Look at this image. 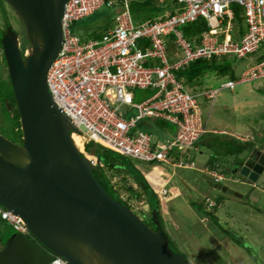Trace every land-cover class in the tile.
<instances>
[{
    "label": "water",
    "instance_id": "95a60500",
    "mask_svg": "<svg viewBox=\"0 0 264 264\" xmlns=\"http://www.w3.org/2000/svg\"><path fill=\"white\" fill-rule=\"evenodd\" d=\"M5 1L24 30L25 48L12 23L2 39L23 143L0 133V205L20 217L29 234L15 232L6 239L0 264H46L56 255L69 264H191L173 248L158 209L152 226L114 198L94 173L100 163L96 147L86 154L83 143L79 148L72 138L76 128L48 83L64 41L68 0ZM241 161L239 174L258 181L263 160L252 154ZM210 185L243 196L228 185Z\"/></svg>",
    "mask_w": 264,
    "mask_h": 264
},
{
    "label": "built area",
    "instance_id": "2783aa9c",
    "mask_svg": "<svg viewBox=\"0 0 264 264\" xmlns=\"http://www.w3.org/2000/svg\"><path fill=\"white\" fill-rule=\"evenodd\" d=\"M120 1L68 0L64 41L48 70L49 87L74 124L71 135L81 138L83 150L85 143L92 141L138 159L171 162L173 150L197 149L195 142L208 131L202 100L213 103L223 88L264 79V0H176L174 12L138 22L129 1ZM121 3L125 8L114 15L99 37L84 40L72 32L74 22L105 4L113 7ZM234 6L241 8L242 27ZM199 18H204L210 29L203 32L200 44H193L181 27ZM226 54L242 60L263 58L244 68L238 80L227 79L219 87L189 89L176 75L193 60ZM138 90L152 93L136 101ZM153 118L174 125L170 141L157 145V139L140 128L145 119ZM0 215L17 231L28 232L22 219L8 209L0 207ZM46 264L69 263L55 256Z\"/></svg>",
    "mask_w": 264,
    "mask_h": 264
},
{
    "label": "rangeland",
    "instance_id": "374dc122",
    "mask_svg": "<svg viewBox=\"0 0 264 264\" xmlns=\"http://www.w3.org/2000/svg\"><path fill=\"white\" fill-rule=\"evenodd\" d=\"M1 5L0 0V28L6 27L7 13L9 22L19 32L22 46L25 48L24 30L17 14L9 4H6L4 13ZM123 8L125 7L121 5L111 7L105 4L94 13L74 22L71 30L79 36H91L102 31L110 22L112 24L114 15L120 13ZM173 49L182 55L180 49L174 47ZM227 59L233 63L236 72L256 62L255 57L238 60L234 54H229ZM229 76L230 73L220 76L215 71H206L197 84L219 87L229 79ZM137 92L140 97L136 101H141L152 93L144 90ZM201 104L203 120L210 133L219 130L223 139H227L229 136L224 133L226 130L228 134H233L242 140H254L258 136L264 139V79L242 82L234 89L223 88L213 103L202 100ZM140 128L155 133L164 142L174 137V132L169 131L174 130L173 124L168 123L165 126L155 118L145 119ZM164 129L169 133L163 132ZM210 139L211 134H206L202 140ZM199 147L200 150L193 148L190 152L176 150L173 153L176 162L193 161L194 168L137 160L132 162L137 167V172L145 175L156 193L154 198L160 203L159 218L167 236L191 264H264V173L258 180L256 188L244 176L235 174L234 162L238 161L236 159L240 154L222 155V164L230 171L225 174L226 178L221 183L234 188L244 198L214 189L208 179L211 176L204 171L212 151L206 145ZM255 152H257L255 148L254 150L248 148L241 153V156L250 158ZM259 153L260 151L257 154ZM261 156L264 157V153ZM227 175L247 182L227 179ZM115 179L120 181L122 174L117 175ZM130 182L140 190L133 179H130ZM163 188L169 190L166 198L160 197ZM221 197H224V200L219 204L218 200ZM206 198L216 203L214 209L213 206L211 209L218 219L217 224L213 221L212 224H207L209 227H204V223H200L196 212L198 208L191 206L192 200L200 204L205 203ZM240 199L244 201L241 202ZM132 203L137 214L148 215L145 198L133 199ZM148 220L153 226L152 220ZM11 230L13 228L7 222L0 220V232L4 231L5 239L11 235H6Z\"/></svg>",
    "mask_w": 264,
    "mask_h": 264
},
{
    "label": "trees",
    "instance_id": "16d2710c",
    "mask_svg": "<svg viewBox=\"0 0 264 264\" xmlns=\"http://www.w3.org/2000/svg\"><path fill=\"white\" fill-rule=\"evenodd\" d=\"M2 5L1 8L5 13V6L8 4L5 0H1ZM120 2H123L121 0ZM122 4V3H121ZM130 10L132 16L136 22L146 20V19H154L159 16H164L168 11L174 12L177 6L176 0H129ZM121 6L124 7L122 4ZM236 10V21L239 22V26L242 27V17L240 15L241 8L238 6H234ZM124 9V8H123ZM7 15V13H6ZM6 17V26L10 23L7 16ZM81 20V19H80ZM79 21V20H78ZM107 27V26H106ZM210 26L208 22L204 18H199L198 20L187 23L181 27V30L186 38H188L193 44H200L202 40V34L204 31H208ZM6 33V27L0 28V133L7 136L11 140L22 144L23 143V131L20 121V115L18 112V103L17 98L15 96L13 84L11 81L8 63L6 57L4 55L2 39ZM100 32H96L91 36H81L82 39H88L89 37H99ZM173 36H171L172 38ZM171 46H173L171 44ZM226 55L221 56H213L211 59L200 58L197 60L191 61L187 66L182 67L181 69L176 71V75L179 79H183L185 85L189 89H194L196 87H203L197 82L201 79L202 75L206 71H215L220 76H225L230 73L229 79L238 80L242 70L239 72L235 71L233 67V63L227 59ZM264 57V56H263ZM262 57V58H263ZM261 57L256 58L255 60H261ZM238 60H240L238 58ZM146 64L152 65L154 62L146 61ZM150 93V91H149ZM139 98V97H137ZM205 122V121H204ZM206 126V123H205ZM227 139H223L220 135V132L207 131L204 133L199 139L195 142V145L204 146L206 145L211 151L212 154L210 158L206 162L207 169L220 170L221 173L227 174L230 170L225 168L222 164L221 156L222 155H238L246 149L251 148L254 149L256 147L264 148V139H260L261 137H257L254 140H242L233 134H228ZM206 134H211L210 140H202ZM231 137V138H230ZM74 140L79 146L82 148V141L79 137L74 136ZM96 147L95 155L99 158L100 163L96 165L94 169L95 175L99 178L105 189L116 199L122 201L126 205H128L131 209H134V204L132 203L133 199L142 200L145 198L147 201L148 207V215H140L149 224V220H152L153 223V209H158L159 216V201L155 200L156 193L150 186L149 182L145 178L143 173L137 172V167L132 163L133 160L148 162V163H165V161H147L138 159L132 156L123 155L116 150L111 148L104 147L102 145H96L94 142L86 143V152L91 153L92 150ZM200 148V147H199ZM193 149V148H192ZM181 150V149H180ZM175 151L173 150L172 153ZM241 160V159H240ZM175 161V160H174ZM242 162V161H241ZM181 167V166H178ZM219 171V172H220ZM109 173H112L110 175ZM122 174V179L120 181H116V176ZM231 175V174H230ZM130 179H133L136 182L140 190L135 187L130 182ZM167 194H169L168 188ZM224 197H221L218 200V203H222ZM207 198L205 203H197L195 200L191 201V205L198 208L199 211L207 214L211 218L213 222L218 223V219L216 214L213 213L214 210H209L207 207ZM4 207V206H3ZM0 220L7 222L13 230L9 234H12L14 231H17L15 226L11 224L8 220L3 219L0 215ZM160 221V218H159ZM161 223V221H160ZM162 226V224H161ZM163 227V226H162ZM164 229V228H163ZM4 231L0 232V250L2 249L5 243V235ZM5 237V238H4ZM2 243V244H1ZM173 248L180 252L176 246L171 242ZM183 254V253H182ZM184 255V254H183ZM185 256V255H184ZM186 257V256H185Z\"/></svg>",
    "mask_w": 264,
    "mask_h": 264
},
{
    "label": "clouds",
    "instance_id": "9594fccd",
    "mask_svg": "<svg viewBox=\"0 0 264 264\" xmlns=\"http://www.w3.org/2000/svg\"><path fill=\"white\" fill-rule=\"evenodd\" d=\"M105 29V28H104ZM103 29V30H104ZM143 123V122H142ZM141 123V124H142ZM165 126L166 125H168V123H164V122H162ZM141 124H140V127H141ZM174 126V125H173ZM169 131H173L174 132V134H175V129L174 130H169ZM163 132H166V133H169L166 129H164L163 130ZM150 134H152L156 139H157V145H161V144H164V143H166V142H168V141H170L171 139H168L167 141H165L164 142V140L163 139H161V137L160 136H157L155 133H153V132H149ZM72 134V133H71ZM73 138V137H72ZM74 139V138H73ZM92 142V141H91ZM86 143H88V142H86ZM86 143H85V145H84V153H86V154H89V153H87L86 152ZM95 143V142H94ZM96 144V143H95ZM96 145H99V144H96ZM101 145V144H100ZM103 146V145H102ZM198 147V146H197ZM197 149H199V147L197 148ZM174 151H176V150H174ZM185 151H188V152H190L191 151V149H189V150H185ZM260 152H262V153H264L263 152V150H259ZM173 152V151H172ZM171 152V157H172V161L171 162H167L168 164H172V165H174V166H183V167H188V168H194L195 167V163L192 161V162H176V161H174V156H173V153ZM240 155H241V153H240ZM246 155V154H245ZM242 157V156H241ZM245 157H242L241 159H244ZM94 161H95V158H92ZM240 163H241V160L239 161ZM207 174H209L211 177L209 178V180L210 181H213L214 183H221L225 178H226V175H225V173L223 174V173H221L220 172V174L218 173V170L216 171V170H210V169H207L206 168V170H204ZM235 174H236V172H235ZM220 176H221V178H220ZM234 177V176H233ZM232 176H230V175H227V179H232L233 181H235L236 179H238V178H233ZM240 179V178H239ZM260 179V177L258 178V180ZM250 183H252V185L253 186H256V188H257V186H258V181H256V182H253V181H250ZM221 184H223V183H221ZM211 187H213L212 185H211ZM166 189L165 188H163L162 189V192H161V196L160 197H162V198H166L167 197V193L166 194H164V191H165ZM166 192H167V190H166ZM243 197V196H242ZM207 207H208V209L209 210H212L211 209V207L213 206V209H214V207H215V205H216V203L214 202V201H211L209 198H207ZM0 207L1 208H4V209H6L5 207H3L2 205H0ZM134 212H135V210L134 209H132ZM136 213V212H135ZM139 215V214H138ZM140 216V215H139ZM141 217V216H140ZM142 218V217H141ZM143 219V218H142ZM144 220V219H143ZM16 232H21V231H16ZM24 233V232H23ZM27 234H29V232H26ZM56 256H59V255H56Z\"/></svg>",
    "mask_w": 264,
    "mask_h": 264
},
{
    "label": "crops",
    "instance_id": "0c3cea01",
    "mask_svg": "<svg viewBox=\"0 0 264 264\" xmlns=\"http://www.w3.org/2000/svg\"><path fill=\"white\" fill-rule=\"evenodd\" d=\"M110 22V21H109ZM111 25V22L110 24L107 25V27ZM214 132H220L219 130H214ZM224 132L227 133V131L225 130ZM200 150V148L198 149ZM242 198V197H241ZM244 198V197H243ZM239 201L243 202L244 200L243 199H240ZM193 208L196 209V207H194L193 205H191ZM196 212H198V215H199V219H200V223H204V227L208 226L207 224L211 223L212 224V220L209 216H207V214L205 215V213L199 211L198 209H196ZM209 227V226H208Z\"/></svg>",
    "mask_w": 264,
    "mask_h": 264
},
{
    "label": "flooded vegetation",
    "instance_id": "af4514ba",
    "mask_svg": "<svg viewBox=\"0 0 264 264\" xmlns=\"http://www.w3.org/2000/svg\"><path fill=\"white\" fill-rule=\"evenodd\" d=\"M7 23V22H6ZM255 149L257 150V152H255L254 153V157H256V158H258V159H262L263 160V163H264V157H262L261 156V152L259 153V154H257L259 151L258 150H263V149H261V147L259 148V147H256L255 146ZM254 150V149H253ZM242 157H241V155L240 156H237V159L236 160H238V161H236V162H234L235 163V168H236V170H237V172L236 173H238L239 174V170H240V167H241V163L239 162L240 161V159H241ZM237 166V167H236ZM232 168H234V167H232ZM231 168V169H232ZM264 172V171H263ZM261 177V176H260Z\"/></svg>",
    "mask_w": 264,
    "mask_h": 264
},
{
    "label": "bare ground",
    "instance_id": "6f19581e",
    "mask_svg": "<svg viewBox=\"0 0 264 264\" xmlns=\"http://www.w3.org/2000/svg\"><path fill=\"white\" fill-rule=\"evenodd\" d=\"M76 136V135H75ZM78 137V136H77ZM73 138H74V136H73ZM80 138V137H79ZM81 139V138H80ZM75 141V140H74ZM76 143V142H75ZM77 144V143H76ZM78 146V145H77ZM79 147V146H78Z\"/></svg>",
    "mask_w": 264,
    "mask_h": 264
}]
</instances>
